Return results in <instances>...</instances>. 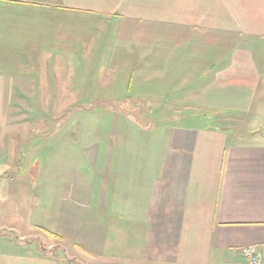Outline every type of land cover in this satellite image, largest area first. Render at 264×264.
<instances>
[{
  "label": "crops",
  "instance_id": "crops-1",
  "mask_svg": "<svg viewBox=\"0 0 264 264\" xmlns=\"http://www.w3.org/2000/svg\"><path fill=\"white\" fill-rule=\"evenodd\" d=\"M0 105V264L264 252V0H0Z\"/></svg>",
  "mask_w": 264,
  "mask_h": 264
},
{
  "label": "rangeland",
  "instance_id": "rangeland-1",
  "mask_svg": "<svg viewBox=\"0 0 264 264\" xmlns=\"http://www.w3.org/2000/svg\"><path fill=\"white\" fill-rule=\"evenodd\" d=\"M1 107V105H0ZM17 113V112H15ZM6 115V113H5ZM17 115V114H16ZM3 110L0 109V183L3 182H11V183H15L16 179L18 178L17 175H15V173L17 174V164H18V156L15 152L18 151V146L15 144H10L9 141L5 142V144L3 143V138H2V133H3V125H2V120H3ZM240 131H242L241 129H239ZM15 140H17V135L14 136ZM6 139V138H5ZM13 139V138H12ZM17 146V147H16ZM3 150H7L6 156L5 154H3ZM12 151L14 152V159H11L10 155ZM4 157V158H2ZM6 169H10V173H5L4 171ZM6 172V171H5Z\"/></svg>",
  "mask_w": 264,
  "mask_h": 264
},
{
  "label": "built area",
  "instance_id": "built-area-1",
  "mask_svg": "<svg viewBox=\"0 0 264 264\" xmlns=\"http://www.w3.org/2000/svg\"><path fill=\"white\" fill-rule=\"evenodd\" d=\"M240 254L243 264H264V252L256 246L242 248Z\"/></svg>",
  "mask_w": 264,
  "mask_h": 264
}]
</instances>
